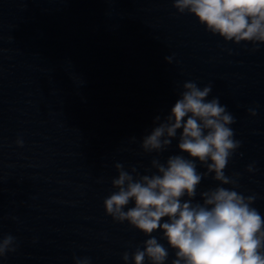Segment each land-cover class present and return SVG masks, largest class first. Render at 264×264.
<instances>
[{"label":"clouds","instance_id":"9594fccd","mask_svg":"<svg viewBox=\"0 0 264 264\" xmlns=\"http://www.w3.org/2000/svg\"><path fill=\"white\" fill-rule=\"evenodd\" d=\"M173 7L194 15L225 41L264 43V0H174ZM165 60L171 63L172 57ZM211 92L210 84L201 88L194 81L184 82L169 114L163 120L156 115L150 133L142 137L145 154L163 153L177 140L179 153L186 156L170 155L164 163L153 158L152 174L114 165L116 191L105 198V212L149 237L131 254L134 264H166L169 250L152 235L156 231L175 250L172 264H264V217L252 206L256 197L238 192L237 179L225 174L241 143L230 127L235 119L218 97L209 99ZM197 162L206 171L199 172ZM209 175L218 185L200 193L202 203L194 202L198 186ZM15 250L13 236L0 239V257ZM122 258L127 264L129 253ZM75 264L89 260L77 258Z\"/></svg>","mask_w":264,"mask_h":264}]
</instances>
